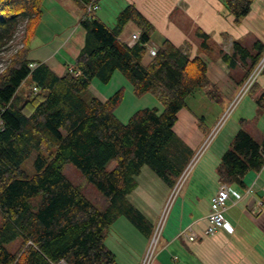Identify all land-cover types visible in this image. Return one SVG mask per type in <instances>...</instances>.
Instances as JSON below:
<instances>
[{
  "label": "trees",
  "instance_id": "obj_1",
  "mask_svg": "<svg viewBox=\"0 0 264 264\" xmlns=\"http://www.w3.org/2000/svg\"><path fill=\"white\" fill-rule=\"evenodd\" d=\"M81 8L91 0H74ZM239 25L254 0H222ZM45 0H0V51L14 39L24 20L23 45L0 73V264H119L107 245L109 230L126 217L146 237L153 224L129 200L143 166L174 187L195 151L176 133L178 112L187 99L204 90L216 98L207 64L191 57L190 44L176 46L165 38L156 55L147 58L155 26L128 4L109 26L95 14L83 15L86 42L73 69L59 75L46 63L30 58L31 44L44 14ZM140 32L130 45L121 35L128 23ZM201 50L210 47L200 28ZM264 43L253 47L234 41L229 67L237 62L253 70ZM121 72L137 96L152 93L157 106L136 110L127 122L115 113L125 89L105 101L85 95L96 79L109 83ZM245 78V79H246ZM244 79V81H245ZM36 87V89H35ZM249 93L264 113V89L256 81ZM243 125L217 166L221 182L245 184L243 177L264 166V136L258 140ZM38 152L30 176L21 166ZM113 163L114 166L110 167ZM73 165L87 182L84 189L65 172ZM23 238L17 252L7 244Z\"/></svg>",
  "mask_w": 264,
  "mask_h": 264
},
{
  "label": "crops",
  "instance_id": "obj_2",
  "mask_svg": "<svg viewBox=\"0 0 264 264\" xmlns=\"http://www.w3.org/2000/svg\"><path fill=\"white\" fill-rule=\"evenodd\" d=\"M70 1L71 3L67 5L57 2L60 4L58 15L55 14L50 20L55 24L58 20H62L61 15H63L68 24L64 22L62 27L57 28L51 35L43 29L40 30L42 26L40 24L29 53V58L35 64L44 62L59 75L73 68L74 60L86 42V29L81 25L85 10L74 0ZM48 2L51 3V0H45L44 14ZM104 2L105 5L102 6L97 0L99 8L93 14L107 25L109 20L115 25L118 13L128 4H134L156 28L152 41L149 43L156 49L165 38L176 46L190 44L191 57L199 55L206 62L207 75L215 87L216 98H210L204 90L201 91L205 106L219 103L221 104L219 109H221L223 101L230 100L238 93L248 73L247 68L241 66L240 62L233 67H237L233 71L224 60L223 54L233 55L231 46L229 50L226 49V42L228 45L231 42L234 45V41H239L241 44L246 42L251 47L250 38L253 34L256 39L264 43V0H254L251 11L239 25L234 23V16L222 0H104ZM198 28L209 36L210 47L205 50L200 49L202 37L197 33ZM135 32L140 33L136 25L130 22L127 30L121 35L122 40L130 44L131 35ZM148 57L153 56L148 52ZM257 82L264 89V70ZM106 99L104 96L101 100ZM191 104L187 99V105L178 112L174 129L195 151L205 139L208 127L206 116L198 115L194 105ZM252 104L256 107V115L252 116L254 114L251 113L242 116V119L247 120L244 128L261 140L264 136V116L259 111L253 96ZM242 126L240 122L236 132ZM236 132L225 148L223 146L214 164H210L209 171L206 170L207 175L209 173L210 182H215V185H200L199 194L193 199L183 198L174 202L166 219L164 232L162 231L160 236L153 264H264V203L261 206L258 205L263 197L264 166L258 172L247 173L243 177L244 185L235 182L230 185L227 183L229 197L225 217L234 230L220 228L214 234L205 232L211 199L221 183L217 166L222 155L230 147ZM147 168L143 166L141 173L137 176V187L128 195V198L147 217L154 228L172 187L165 182L166 187L164 185L162 187ZM153 185H157L158 189ZM161 189L164 191L158 195ZM126 220L135 230H129V225L123 221L128 231H122L118 239L125 245L124 260L120 262L117 250L108 243L107 245L116 253L119 264H140L151 237H146L127 218ZM187 235L195 236V239L189 240Z\"/></svg>",
  "mask_w": 264,
  "mask_h": 264
},
{
  "label": "rangeland",
  "instance_id": "obj_3",
  "mask_svg": "<svg viewBox=\"0 0 264 264\" xmlns=\"http://www.w3.org/2000/svg\"><path fill=\"white\" fill-rule=\"evenodd\" d=\"M57 2H60V3L62 2L65 5L71 3L70 0H55V1L51 0V3L50 2L47 3L46 12L40 21V24L42 26L40 24H39V26H41L40 30H42V29L45 30L46 32H48V35L54 34V32L57 30V28L62 27L64 22L68 24V22L66 20H64L65 18L61 14L60 15L62 16L61 17L62 20H58L57 22H55V24L53 22L51 23L50 20L54 18L55 14L58 15V9H60V7H59L60 4H58ZM99 2L101 3L102 6L105 5L104 0H99ZM109 22H111V23H109ZM108 24L111 27L114 26L113 25L114 23L110 20L108 21ZM128 24H130V23H128ZM128 24L126 25L124 31L127 30ZM23 26H24V20L22 19L20 21V25L18 27V31H17L14 39L11 40L3 48V50L0 51V73L6 68L7 64L9 63L10 55L14 54L23 45V43H21V41H20V38H22V35H23ZM256 40L257 39L252 34L251 38H250V43L252 44V46L251 47L248 46L247 45L248 43H246V42H244L243 45L252 48L253 44L255 43ZM226 44H227L226 48H228V50H229L230 47L228 45V42H226ZM231 48L233 49V47H231ZM147 58H148V55L146 56V59ZM35 65L36 64H32L31 66L34 67ZM239 68L240 67L238 66V70H239ZM235 69H237V67L232 68L233 71ZM68 70L73 71L71 69H68ZM244 82L242 84H244ZM121 87H124V89H125L124 98H123L121 104L119 105V107H117L115 113L123 122H127L129 120L130 116L138 109H141L144 107H153V106H158L161 109L163 108L161 101L158 100L156 98V96H154L152 93H147V94L142 95V96H137L133 92V88H132L131 83L128 81V79L121 72H116L115 75L113 76V79L109 83H102V82H99L98 80L95 79L93 81V84L91 85L90 89L86 93L85 97L89 98L92 95H94V96H99L101 99H104V96H105V98H108L110 95H112L115 91H117ZM201 91L197 92L196 95L189 97L188 102H189V104L192 103L194 105L193 106L195 108L194 110L198 115H205L206 116V125L208 128L206 129V132H205L206 133L205 139H203L201 141V144H199L197 146V148L195 149V153H194L192 159L190 160V162L188 163V165L191 164L193 158L196 156L197 152L199 151V149L201 148L203 143L206 141V139L209 137V135L213 131L215 134H214L212 140L209 142V144H208L207 148L205 149V151L203 152V154L199 157V159L192 166L190 172L188 173V175L184 179L182 185L180 186V188L178 189V191L174 197L171 196V193H172L174 187H172L170 189L171 191L168 195V199H167L168 201H166V202H170L171 198H173L171 208L177 199H183V198L193 199L194 197H196L199 194L200 185H215V182H210V180H209L210 176H209V173L207 175L206 170L209 171L210 164H214L215 159L216 160L218 159L217 157L219 156V153L222 152L223 146L225 148V146H226L227 142L230 140L231 136H233V134L236 132L237 125L240 126L242 116L243 115H250L251 113L254 114L252 116L256 115V107H255V105L253 106V104H252V95L246 94L244 96V98H242V100L235 106L233 111L222 122L223 118L225 117L227 111L229 110V108L231 106V103L234 101L235 97L237 96V93L230 100L223 101L222 108L219 109V106L221 105L219 103L211 104L213 106H208V105L205 106L204 101H203L204 96H203V93H201ZM251 105H252V107H250ZM212 108H213V110H211ZM218 111H219V113H218ZM199 112H201V113H199ZM217 113H218V115H217ZM263 116H264V113H263ZM217 127H218V131L216 132L215 130L217 129ZM37 155H38V152H34L29 158H27L21 164L22 168L30 176L34 175L36 172L34 162H35ZM113 166H114V164L111 163L110 167H113ZM147 169H149V171H151L150 173H152L154 179H156L159 183H161L162 187H163V185L166 187V184L164 183V181L161 178H159L151 170V168L148 167ZM65 172L76 183L80 184V186L82 188H84V189L87 188V186H88L87 182L80 176L79 171L73 165H70L67 168L65 167ZM153 186H154V188L158 189L157 185H153ZM153 186H152V188H153ZM162 191H164V190L161 189L159 191L158 195ZM155 192H157V191L155 190ZM201 192H205V191H201ZM171 208H170V210H171ZM123 221L127 222L126 217H124V216L121 219H118L111 226V228L109 230V238L107 241L109 246H111V247L115 248V250H117V252H118L117 254H118V257L120 259V262L123 261L124 257H125V255L123 253L125 245H123L119 241L118 236L121 235L122 231L123 232L128 231L127 229H125V227L123 225ZM2 222H3V217L0 216V223H2ZM127 225H129V227H130L129 230H133V231L135 230V228L131 224H128V222H127ZM163 232H164V230H163ZM22 243H23V238H17L16 240L7 244V248L11 252H17L20 249V247L22 246ZM147 247H148V245H147Z\"/></svg>",
  "mask_w": 264,
  "mask_h": 264
},
{
  "label": "built area",
  "instance_id": "obj_4",
  "mask_svg": "<svg viewBox=\"0 0 264 264\" xmlns=\"http://www.w3.org/2000/svg\"><path fill=\"white\" fill-rule=\"evenodd\" d=\"M98 8H99V5L97 3V0H91L89 3L86 4L85 14L87 16L93 15V13H95V11ZM139 37H140V33H138V32L133 33L131 35L130 45L137 42L139 40ZM230 46L231 47L233 46L232 42L229 44V47ZM147 47H148L149 54L151 56H155L157 49L155 47L151 46L150 44H147ZM226 49H228V48H226ZM71 70L74 71L73 68H71ZM263 70H264V54L260 58L259 62L256 64V66L253 68V70L249 73L248 77L245 79L244 84H242V86L240 87V89L237 93V96L235 97L234 101L231 103V106H230L229 110L227 111L225 117L223 118L222 122L233 111L235 106L242 100V98L247 93H249V90L251 89L252 85L258 80V78H259V76ZM35 89H36V87H35ZM2 124H3V121L0 119V125H2ZM215 131L216 132L218 131V127ZM214 134L215 133L213 131L209 135V137L206 139V141L203 143V145L201 146V148L197 152L196 156L193 158L191 164L185 168V170L183 171V173L179 177L178 181L174 185V189L171 193V196L174 197L176 195L178 189L180 188L184 179L186 178V176L190 172L192 166L199 159V157L203 154V152L207 148L209 142L212 140ZM228 197H229L228 185L225 182H221L219 189L212 196V199H211V208H210V211L207 215V227H206V231H205L206 234H214L220 228H226L229 231L234 230L233 227L229 224L228 220L225 217V212L227 210ZM172 199L173 198H171L170 202H166V204L164 205V207L160 213L159 219H158V221L154 227L153 233H152L151 238H150L149 243H148V247H147V249H146V251H145V253L141 259L140 264H153V261H154L155 256H156V251H157L159 239H160V236H161L162 231L164 229V225H165L166 219L168 217V214L170 212V208L172 205ZM263 203H264V188H263V197L261 200H259L258 205L261 206V205H263ZM187 237L189 240L195 239V236H192V235H190V236L187 235ZM56 264H68V263L62 259Z\"/></svg>",
  "mask_w": 264,
  "mask_h": 264
}]
</instances>
